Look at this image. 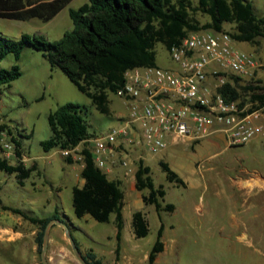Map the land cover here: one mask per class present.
Here are the masks:
<instances>
[{
	"label": "rangeland",
	"instance_id": "obj_1",
	"mask_svg": "<svg viewBox=\"0 0 264 264\" xmlns=\"http://www.w3.org/2000/svg\"><path fill=\"white\" fill-rule=\"evenodd\" d=\"M248 1L254 4L257 14L264 17V0ZM88 2L74 0L50 22L0 18V37L20 40L25 34L44 35L50 41H59L75 28L71 9H79ZM194 17L202 25L211 21L201 12ZM234 29L232 24L225 27L227 32ZM236 45L257 60H264V39L258 46L249 42ZM157 53L159 66L166 69L177 66L165 44H158ZM16 65L23 70L22 77L0 86V154L13 164L23 160L28 167L36 166L37 169L25 184L20 182L17 173L0 169V196L4 204L41 217L50 216L59 209L82 250L88 252L94 248L106 264H148L163 221L166 249L156 264H264V188L260 185L255 190L249 188L255 180L264 182V136L246 144L230 145L220 132L200 143H174L158 153L140 149L146 164L152 166L157 185L164 184L168 191L165 203L176 204L174 211L162 212L163 219L156 205L144 201L143 195L149 193V189L139 190L136 186L135 171L131 169H138L142 158L135 156L127 168L115 165L114 168L122 173L126 170L122 180L126 192L124 250L118 257L116 214L109 222H101L91 214L79 217L74 207V188L85 184L83 163L77 155L73 162L70 161L60 147L47 151L43 141L53 135L51 112L67 102L80 103L88 110L93 136L109 132L128 114L123 98L112 92L110 113L102 112L63 69L53 68L44 53L32 45L27 46L21 60L10 55L2 68L11 69ZM263 73L264 66L245 79L264 80ZM250 107L248 104L247 108ZM3 125L14 134L9 128L2 130ZM13 136L22 138V158L17 152L9 156L1 148L3 141L17 148ZM85 145L81 144L78 151ZM163 160L185 179V184L169 180L161 164ZM103 170L108 173V169ZM138 210H143L150 222L151 230L145 237H137L134 232V213ZM54 226H60L66 238L53 237L51 230L48 250V257H53L51 264H83L68 234L66 236V228L58 223ZM39 230L38 224L0 205V264H45L37 242ZM61 245L67 250L61 251Z\"/></svg>",
	"mask_w": 264,
	"mask_h": 264
},
{
	"label": "trees",
	"instance_id": "obj_2",
	"mask_svg": "<svg viewBox=\"0 0 264 264\" xmlns=\"http://www.w3.org/2000/svg\"><path fill=\"white\" fill-rule=\"evenodd\" d=\"M73 1L0 0V18L20 21L41 19L50 22ZM199 12L208 15L211 21L202 25L194 17ZM70 14L75 28L59 41H50L44 35L33 37L25 34L20 40L0 37V86L12 84L23 75L20 66L4 69L2 63L12 54L21 60L27 46L32 45L44 53L53 68L63 69L78 88L93 99L99 110L110 113V94L118 93L125 86L128 70L159 66V43L172 49L192 32H224L227 24L235 26L228 33L237 42L260 45V40L264 39V17L257 14L254 4L248 0H89L79 9H71ZM223 93L229 100L239 101L241 107L251 104L249 111L264 109L263 79L234 76L223 88ZM49 119L53 135L43 141L47 151L56 147L75 149L86 144L81 151L85 184L74 188L75 212L79 217L91 214L101 222L111 221L113 214H116V250L120 257L125 228L126 193L123 181L111 178L94 159L87 142L93 136L88 110L80 103L67 102L51 112ZM5 128L9 127L3 125L2 130ZM9 132L14 134L10 128ZM13 138L17 142L16 152L22 158V138ZM69 160L74 161L72 156ZM161 164L169 180L186 183L169 162L163 160ZM0 169L17 173L20 182L25 184L37 167H28L23 160L13 164L0 154ZM136 186L139 190L149 189V193L143 195L144 201L156 205L161 218L162 212L176 209L175 203H165L168 191L164 184L157 185L152 166L146 164L143 158L136 172ZM0 205L22 214L40 226L37 235L40 250L44 247L46 228L52 219L60 218L69 224L59 209L50 216L41 217L20 207L4 204L1 196ZM133 226L137 237H145L150 233V222L143 210L134 213ZM165 230L166 224L163 221L148 264H156L159 255L165 251ZM78 244L81 248L79 241ZM83 253L92 264H106L94 249Z\"/></svg>",
	"mask_w": 264,
	"mask_h": 264
},
{
	"label": "built area",
	"instance_id": "obj_3",
	"mask_svg": "<svg viewBox=\"0 0 264 264\" xmlns=\"http://www.w3.org/2000/svg\"><path fill=\"white\" fill-rule=\"evenodd\" d=\"M236 43L225 31L192 32L169 49L176 67L128 70L126 84L118 92L128 114L109 132L87 140L97 165L108 172L117 164L127 168L135 156L145 159L140 149L158 153L174 143L195 142L219 132L230 145L264 136L262 110L249 111L223 93L234 76L252 77L260 67L259 60ZM1 146L9 156L16 152L11 142ZM80 146L63 153L77 155L81 162Z\"/></svg>",
	"mask_w": 264,
	"mask_h": 264
},
{
	"label": "water",
	"instance_id": "obj_4",
	"mask_svg": "<svg viewBox=\"0 0 264 264\" xmlns=\"http://www.w3.org/2000/svg\"><path fill=\"white\" fill-rule=\"evenodd\" d=\"M61 224L63 225L65 228H66V232L71 240V243L73 245V249L76 253V255L78 256L79 260L83 263V264H92L91 261H89L83 251L81 250L79 244H78V241L77 239L75 238L73 232H72V229H71V226L69 224H67L65 221H63L62 219L60 218H54L52 219L47 228H46V233H45V242H44V247L42 249V257H43V261L45 264H51V261L48 257V250H49V246H50V235H51V230H52V227L55 225V224Z\"/></svg>",
	"mask_w": 264,
	"mask_h": 264
},
{
	"label": "crops",
	"instance_id": "obj_5",
	"mask_svg": "<svg viewBox=\"0 0 264 264\" xmlns=\"http://www.w3.org/2000/svg\"><path fill=\"white\" fill-rule=\"evenodd\" d=\"M255 46H258V45H255ZM262 50V49H261ZM261 50H259V51H261ZM264 62V60H263V58H260L259 59V63H260V67L259 68H261L262 66H264V64H263V62ZM258 68V69H259ZM263 75H264V73H263ZM220 133V132H219ZM225 135V134H224ZM226 136V135H225ZM203 141V140H202ZM202 141H200L199 140V143L200 142H202ZM196 142V141H195ZM194 142V143H195ZM193 143V142H192ZM198 143V144H199ZM135 171V173H134V176H135V178H136V172H137V169L135 170V168L133 167L132 169H131V171ZM108 174H109V176L111 177V178H114V179H120V180H123L125 177H126V170H124L123 169V173L121 172V170H117V169H115V168H112V171H110V172H108ZM117 174H121L123 177H119ZM252 180H254V179H252ZM251 180V181H252ZM261 186V188H264V182L262 181V180H255L254 182H252V184H250V189L251 190H255V188H256V186ZM126 193V192H125ZM126 200V199H125ZM125 209V208H124ZM57 210V209H56ZM55 213V212H54ZM124 215H125V213H124ZM125 226H126V219H125ZM72 228V227H71ZM125 229V228H124ZM62 229H61V227L59 226V228H57L56 226H54L53 227V229H52V236L53 237H56V238H66L65 236H64V234L62 233V231H61ZM166 231V230H165ZM72 232H73V229H72ZM123 234H124V232H123ZM55 235V236H54ZM66 236H67V233H66ZM54 239V238H53ZM52 239V240H53ZM62 247H61V251H63V250H67V247L66 246H64V245H61ZM92 249H94V248H92ZM122 249H123V240H122ZM124 250V249H123ZM66 254H67V251H66ZM100 257V256H99ZM50 261H52V259H53V257L52 256H50Z\"/></svg>",
	"mask_w": 264,
	"mask_h": 264
}]
</instances>
